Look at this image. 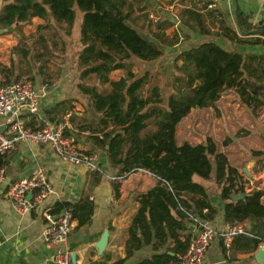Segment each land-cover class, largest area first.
<instances>
[{
    "label": "trees",
    "instance_id": "16d2710c",
    "mask_svg": "<svg viewBox=\"0 0 264 264\" xmlns=\"http://www.w3.org/2000/svg\"><path fill=\"white\" fill-rule=\"evenodd\" d=\"M75 7L85 12L80 27L82 47L79 64L83 69L79 70V74L81 77L95 74L100 84L110 86L105 92H99L96 87L87 89L95 109L101 113L98 129L93 132H102L113 126L106 133L110 145L108 153L111 162L120 166L122 173L145 168L159 178L154 187L140 194V207L129 228L127 255L112 264H124L136 250L146 245H151L154 254L138 264H179V255L185 253L190 244L186 231L191 224L183 209L189 211L192 207L186 204L185 195L198 196L193 201L196 207L192 209L202 219L210 220L216 212L205 187L194 181L195 175L209 179L214 165L217 181L223 184L221 196L226 201L225 219L231 223L248 221L247 230L253 235L249 238L248 246L253 245L254 250L258 249L264 242V191H245L238 169L230 164L227 155L220 151L212 137H208L206 143L195 144L187 141L179 144L177 140L179 123L192 109L211 106L225 89L237 87L239 92L246 87L244 54L228 50L213 40H202L183 49L176 58V64L182 60V65L176 66L183 75L181 83L173 86L167 107L163 108L162 92L158 85L152 87L151 94L144 93L148 71L137 76L130 67L133 58L156 60L164 54L155 41L145 38L132 26V1L3 0L0 28L12 26L16 32L21 26L31 23L33 18L40 17L48 18L57 30L67 35L74 27ZM204 8H208L207 3ZM183 15L192 20L190 27L200 34L213 33L207 22L209 18L212 23L218 21L216 27L222 30L223 36L231 40L237 37L241 42L249 40L239 38L236 28L222 10L211 7L203 12L200 6L187 5L181 12V19ZM238 17V29L243 34L264 29V24L250 22L240 11ZM171 24L167 21L156 23L159 31H153V36L162 44H173L161 30ZM260 33L264 35V32ZM60 37L63 35L60 34ZM62 41L65 42L64 38ZM22 52L25 56L29 53L27 49H22ZM118 69H127L128 73L120 79H111L110 73ZM0 72L8 83L20 81L21 74L16 71L13 61L10 66L0 63ZM34 79L36 77L25 81ZM22 117L26 118L29 126H42L37 125L35 115L22 114ZM238 192L246 195L235 201L232 194ZM64 208L71 209L78 226L90 220L95 210L94 202L90 200L58 204L56 210ZM205 208L206 213L203 212ZM55 211L52 213L56 214Z\"/></svg>",
    "mask_w": 264,
    "mask_h": 264
},
{
    "label": "crops",
    "instance_id": "0c3cea01",
    "mask_svg": "<svg viewBox=\"0 0 264 264\" xmlns=\"http://www.w3.org/2000/svg\"><path fill=\"white\" fill-rule=\"evenodd\" d=\"M149 1L152 7L143 11L148 12L150 10L151 12L162 13L163 17L158 21L172 23L161 29L164 36L167 37L168 31H170L172 33L170 38H173L174 35L176 36L183 31L192 37L191 45L181 46L177 43L178 38L172 40V45H161L160 48L164 54L160 58L163 60L167 57H173L175 63L177 56L183 49L197 45L202 40H213L228 50L243 52L246 62L244 81L251 84L252 80H255L259 87L253 85L252 91H250V86L247 88L246 85L239 92L237 87L225 89L211 106L192 109L179 123L177 140L179 144L184 141L195 144L206 143V139L212 137L218 143L220 151L227 155L230 164L236 167L240 174H246L247 179L244 178L246 180L245 191L250 192L255 189L264 191V164L259 166L256 160L260 157L259 154L264 157V98L259 100V96L256 95L259 93V88L264 92V35L261 33L251 34V32L246 35L238 29L239 11L250 22L257 25L264 24V0H187L186 5H183L180 0H171L180 5L175 10L159 9L156 0ZM206 3L208 8H204ZM187 5L200 6L203 12H207L211 7L224 11L228 21L236 28L239 38L249 40L241 42L237 37L231 40L223 36L222 30L216 27L218 21L212 23L209 18H207V22L213 33L211 35L198 33L190 27L191 19L184 15L181 19V12ZM183 20L185 22L189 20L186 22L189 25H186ZM149 21L152 20L149 19ZM158 21L152 22L158 23ZM134 27L137 29V26ZM2 29L0 28V30ZM12 30L8 28L0 32V39L2 40L3 32L7 31L10 34ZM147 39L154 41L150 38ZM258 39L260 40L258 41ZM16 43L17 39L14 41L15 45ZM243 46L244 49H242ZM7 48L6 43L0 44L2 57H7L6 52H10V49ZM0 63L8 65L3 60ZM11 64L12 61L8 66ZM177 64L182 65V60L177 61ZM122 76L124 74L116 79H120ZM0 77L6 80L5 75L1 72ZM37 83V87L42 93L41 106L39 113L32 115L37 117L38 126L48 121L57 122L63 118L68 110H72L62 106L65 105L66 100L70 99L63 96L60 100L59 96H56L60 89H64L66 94L65 86H54L48 83L41 85L43 81L40 75ZM71 103L76 104L77 101ZM86 106L87 108L81 106L78 110H72V127L68 133H73L76 136L80 146L98 153L104 173L91 171L84 165L63 161L49 144L19 143L14 149L0 156V164L7 169L8 180L29 176L37 169L43 168L54 187V193L29 212L16 210L7 198L6 185L0 187V264H54V255L63 250L76 253L77 264H112L116 260L126 257L129 228L140 207V194L154 187L159 178L154 173L146 172L143 169H136L123 176L127 172L122 173L120 166L111 162L108 153L110 145L106 133L110 132L113 126L102 132H93L94 129H98L101 113L95 112L90 115L89 108H93L94 105L90 103L89 108L87 104ZM252 150H257L254 154L256 155L255 158L250 154ZM107 175L123 177L112 179ZM194 181L205 187L208 197L216 209L210 220H203L208 221L218 232L225 231L228 223L224 214L226 201L221 196L223 184H219L217 181L216 165H214V170L209 179L195 175ZM213 190L215 191L213 192ZM240 193L244 192L237 194ZM197 197L195 194L185 195L186 204L195 208L196 205L193 201ZM84 200L94 202L95 210L90 220L81 226H78V221L74 220L73 229L65 243L48 242L44 237L45 229L50 223L47 216L51 215L52 219H55L65 211V208L61 211L56 210L58 204L77 203ZM262 203L264 204V194ZM192 208L189 211L201 218L198 212ZM52 211H55L56 214H53ZM203 212L206 213L207 208L203 209ZM242 223L248 229L249 222ZM190 224L191 228L186 231V235L191 239L196 227L191 220ZM105 230L109 231V240L105 251L100 254L95 243L101 239ZM252 237V234L237 235L232 246L227 247L222 238L217 236L208 249L207 263L264 264V262H258L255 257L256 252L261 245H264V242L260 244L258 249L254 250L253 245L248 246L249 238ZM183 239H185L184 236ZM152 254L154 251L151 245H146L140 250H136L132 257L126 259L124 264H138Z\"/></svg>",
    "mask_w": 264,
    "mask_h": 264
},
{
    "label": "built area",
    "instance_id": "2783aa9c",
    "mask_svg": "<svg viewBox=\"0 0 264 264\" xmlns=\"http://www.w3.org/2000/svg\"><path fill=\"white\" fill-rule=\"evenodd\" d=\"M156 3H158L159 9L164 10H175L180 6L179 3L171 0H156ZM162 17V13L150 12L149 14L150 20L153 21H158ZM174 79L177 80L179 77L174 75ZM41 98L42 93L34 82L8 83L3 77H0V156L14 149L19 143L49 144L63 161L84 165L91 171L104 173L98 153L80 146L76 136L73 133H68L72 127V110H68L57 122L48 121L37 128L28 125L22 114L39 113ZM136 169L151 172L145 168ZM136 169H132L123 176ZM123 176L109 177L120 179ZM242 177L245 187L246 174L243 173ZM4 184L9 202L20 212L32 211L54 193L53 184L43 168L37 169L29 176L8 180L6 167L0 165V187ZM29 193H32L31 198L28 197ZM183 210L188 214L196 231L190 239L186 252L179 255V264H208L206 261L207 252L217 236L222 238L227 247H231L237 235L251 234L242 222H228L225 231L220 233L208 221L199 218L190 211ZM47 217L50 223L44 232L45 239L56 244L65 243L74 225L71 209L65 210L55 219H52L51 215ZM53 262L54 264H74L72 252L70 250L58 251L53 257Z\"/></svg>",
    "mask_w": 264,
    "mask_h": 264
},
{
    "label": "rangeland",
    "instance_id": "374dc122",
    "mask_svg": "<svg viewBox=\"0 0 264 264\" xmlns=\"http://www.w3.org/2000/svg\"><path fill=\"white\" fill-rule=\"evenodd\" d=\"M127 1H132L134 3V10L132 13L133 21L131 22L132 26H137V30L142 36L153 39L161 47L163 44L153 36V31H157L158 28H156V23L152 22L153 20L149 21V14L151 11L149 10L147 12L140 10L141 8L146 9L152 7L151 2L149 0ZM180 1L183 5L188 3L187 0ZM75 12L76 18L74 27L70 34L65 35L59 29L57 30L48 18L35 17L31 23L21 26L16 32L13 30L10 34H8L7 31L3 32L4 34L1 36L2 40L0 39V44L6 43L10 49V52H6L7 57H2V53L0 52V61L3 60L8 65L11 61L15 62L16 71H19L21 74L20 81L36 77L32 82L37 85L38 83L36 80L40 75L43 81V84L41 85L48 83L49 85L54 86H65L67 91L66 94L64 93V89H60L56 93V96H59L60 100H62L63 96H65L66 99H70L66 100V103L68 102V104L65 103V105L63 104L62 106H66L73 111L78 110L81 106L87 108L86 104L89 108L90 103H92V98L87 89H93L96 87L99 92H105L110 89L109 85L100 84L95 74H90L88 77H81L79 74V70L83 69V66H80L79 64V51L82 47L80 41V27L85 12L79 7H75ZM63 25L66 26L65 23H63ZM168 33L167 39L175 40L178 38L177 43L181 46L192 44V41H190L192 37L186 35L183 31L180 32L181 34L174 35L173 38L171 37L172 39L170 38L172 33L170 31H168ZM60 34H62L63 37H60ZM62 38H64L65 42L62 41ZM16 39L17 43L15 45L14 41ZM244 48L245 47L243 46L242 49ZM22 49H27L29 51L27 56L23 55ZM172 58L173 57H167L164 60L162 58L156 60H144L146 62L133 58V64L130 66L131 70L137 76H142L148 71V82L144 86V93L146 95L151 94L152 87L158 85L162 92L163 108L167 107L168 96L173 92V86L180 85L183 77L181 72L176 68L178 65L176 64V60L174 63ZM127 73V69H123V71H120V69L114 70L110 73V78L116 79L120 77V75H126ZM174 73L179 79L174 80ZM253 85L259 87L257 82L252 80L251 84H247V88L250 86L249 89L252 91ZM258 92L259 93L256 95H258V99L261 100L264 98V92L260 88ZM72 101H77V103L73 104L71 103ZM95 112L100 113L95 107L89 108L90 115ZM203 115L206 117L205 114ZM256 152L257 150H252L250 152L251 156L255 158L256 155L254 154ZM258 156L260 157L256 160L258 161L257 163L259 166H261L264 164V157L260 154ZM214 191L215 190H213V192Z\"/></svg>",
    "mask_w": 264,
    "mask_h": 264
},
{
    "label": "water",
    "instance_id": "95a60500",
    "mask_svg": "<svg viewBox=\"0 0 264 264\" xmlns=\"http://www.w3.org/2000/svg\"><path fill=\"white\" fill-rule=\"evenodd\" d=\"M2 1L3 0H0V9H1V6H2ZM9 29L12 30L13 27L11 26V27H9ZM3 30H6V29H2V30H0V32H2ZM260 32H264V29L253 30V31H251V34L260 33ZM245 195H246V193H240V194L235 193V194L232 195V197L235 200H240L241 198L245 197ZM28 197L31 198L32 197V193H29ZM108 240H109V231L105 230L103 235H102V237H101V239L95 243V245L99 249V253L100 254H102L105 251V249L107 247V244H108ZM170 253H172V252H170ZM255 257H256L258 262H260V263L264 262V245H261L259 247V250L256 252ZM72 261H73L74 264H77L76 253H72Z\"/></svg>",
    "mask_w": 264,
    "mask_h": 264
}]
</instances>
